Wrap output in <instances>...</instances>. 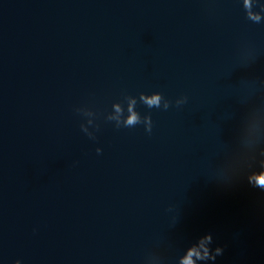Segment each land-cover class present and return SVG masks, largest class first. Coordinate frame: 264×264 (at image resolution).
Wrapping results in <instances>:
<instances>
[{"label": "water", "instance_id": "1", "mask_svg": "<svg viewBox=\"0 0 264 264\" xmlns=\"http://www.w3.org/2000/svg\"><path fill=\"white\" fill-rule=\"evenodd\" d=\"M262 4L0 0V264H264Z\"/></svg>", "mask_w": 264, "mask_h": 264}, {"label": "clouds", "instance_id": "2", "mask_svg": "<svg viewBox=\"0 0 264 264\" xmlns=\"http://www.w3.org/2000/svg\"><path fill=\"white\" fill-rule=\"evenodd\" d=\"M262 10H264V4L260 5ZM160 98V94H156L152 99L145 101L149 107H157L159 108V104L157 103L158 99ZM187 102V97H183L181 101L178 102V106L181 104H184ZM169 107L168 104H165L164 109H167ZM138 123H144L146 125V131H151V117L145 116L144 120L141 121L138 114L134 111H132V114L128 117L125 127L134 126ZM253 179L250 177V180ZM255 184L260 187L261 189H264V172L260 173L259 175H256L254 177ZM212 235L206 234L204 237L199 239L196 244L189 247L187 249V254L182 258L181 264H196V260L201 261H215L218 256H221L223 254V249L219 246H217L214 251L210 252V249L208 248V245L212 244ZM203 250V254H201L200 250ZM195 257V260L193 259Z\"/></svg>", "mask_w": 264, "mask_h": 264}]
</instances>
